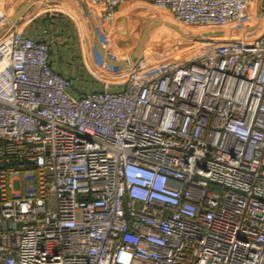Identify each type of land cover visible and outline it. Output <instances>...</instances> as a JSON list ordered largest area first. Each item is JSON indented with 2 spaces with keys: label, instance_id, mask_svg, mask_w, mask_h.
<instances>
[{
  "label": "built area",
  "instance_id": "obj_1",
  "mask_svg": "<svg viewBox=\"0 0 264 264\" xmlns=\"http://www.w3.org/2000/svg\"><path fill=\"white\" fill-rule=\"evenodd\" d=\"M143 1L188 53L74 95L0 0V264H264V0Z\"/></svg>",
  "mask_w": 264,
  "mask_h": 264
},
{
  "label": "crops",
  "instance_id": "obj_2",
  "mask_svg": "<svg viewBox=\"0 0 264 264\" xmlns=\"http://www.w3.org/2000/svg\"><path fill=\"white\" fill-rule=\"evenodd\" d=\"M16 11L27 21V33L31 37L49 43L50 62L56 71L66 76L73 74L64 64L72 58L79 62V75L85 67L99 80L103 78V71H126L138 54L148 53L154 59H162L150 54L146 46L150 45L152 28L171 22L164 11L143 0H125L108 21H102L97 13L90 11L84 0H15ZM108 28L124 32L127 41L111 39L107 35ZM188 51L187 45L176 50L175 56ZM102 64L105 70L100 69ZM78 87L74 84L71 93L88 91ZM116 87V84L110 85L111 89ZM25 184L28 188L27 182ZM25 184L20 189L26 190Z\"/></svg>",
  "mask_w": 264,
  "mask_h": 264
},
{
  "label": "rangeland",
  "instance_id": "obj_3",
  "mask_svg": "<svg viewBox=\"0 0 264 264\" xmlns=\"http://www.w3.org/2000/svg\"><path fill=\"white\" fill-rule=\"evenodd\" d=\"M170 20H171L170 23L158 25L152 28L151 30L152 39L150 40V45L146 46L147 51H149L150 54L152 53L154 56L156 55L162 59L176 58L175 56L176 50L184 49L186 48L187 45L190 46V40L187 39L184 35L187 33L190 34L189 32L190 30L188 28H183L184 29L183 31L180 27L174 24L172 19ZM111 39L119 42H125V41H120L116 38H111ZM75 61L76 62H74L72 58H69L68 60L64 61V64L67 67L68 71L73 73V74L70 73L71 75L68 74V77L70 76L74 80L76 86H79L78 87L79 90L80 89L92 90V89L101 88L100 86L101 80H99L97 77H94L92 73H89V71H87L85 67H83V73L80 75L78 74L79 62L77 63V60ZM26 182L28 183L29 180L26 179Z\"/></svg>",
  "mask_w": 264,
  "mask_h": 264
},
{
  "label": "trees",
  "instance_id": "obj_4",
  "mask_svg": "<svg viewBox=\"0 0 264 264\" xmlns=\"http://www.w3.org/2000/svg\"><path fill=\"white\" fill-rule=\"evenodd\" d=\"M164 12H165V11H164ZM165 14L168 15V17H170V19H172L171 16H170V14H169L168 12H165ZM179 27H180V26H179ZM180 28L184 31L183 27H180Z\"/></svg>",
  "mask_w": 264,
  "mask_h": 264
},
{
  "label": "water",
  "instance_id": "obj_5",
  "mask_svg": "<svg viewBox=\"0 0 264 264\" xmlns=\"http://www.w3.org/2000/svg\"><path fill=\"white\" fill-rule=\"evenodd\" d=\"M17 13H18V11H17V12H15V14H17ZM15 14H14V15H15Z\"/></svg>",
  "mask_w": 264,
  "mask_h": 264
}]
</instances>
